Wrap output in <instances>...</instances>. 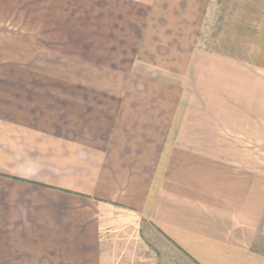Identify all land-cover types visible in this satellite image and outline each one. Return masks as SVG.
Masks as SVG:
<instances>
[{"label":"crops","instance_id":"1","mask_svg":"<svg viewBox=\"0 0 264 264\" xmlns=\"http://www.w3.org/2000/svg\"><path fill=\"white\" fill-rule=\"evenodd\" d=\"M262 79L264 0H0V264H264Z\"/></svg>","mask_w":264,"mask_h":264},{"label":"rangeland","instance_id":"2","mask_svg":"<svg viewBox=\"0 0 264 264\" xmlns=\"http://www.w3.org/2000/svg\"><path fill=\"white\" fill-rule=\"evenodd\" d=\"M256 84V92L259 95L253 96L252 97V102L247 103L246 97L242 98L239 97V101L235 100V103H247L250 105H256V107H260L261 110H264V79L260 81H255L253 82ZM264 112H260V117L259 120L256 118L255 122H252L251 127H250V134H249V139H250V149L252 153H260L261 157V165L262 161L264 162ZM235 131L241 134L242 129L240 128H235ZM264 223V221H263Z\"/></svg>","mask_w":264,"mask_h":264}]
</instances>
